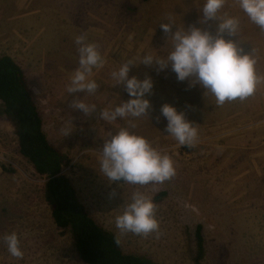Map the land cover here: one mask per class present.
<instances>
[{
	"label": "rangeland",
	"instance_id": "374dc122",
	"mask_svg": "<svg viewBox=\"0 0 264 264\" xmlns=\"http://www.w3.org/2000/svg\"><path fill=\"white\" fill-rule=\"evenodd\" d=\"M50 2L32 0L31 10L16 12L19 18L0 19V57H11L22 69L48 142L70 160L61 174L90 216L115 234V217L133 193L140 192L153 198L162 234L157 239L154 233L148 237L128 233L120 246L124 253L154 264H196L194 232L200 225L204 256L198 264H264V66L255 65L254 94L218 105L199 84L178 80L170 64L160 70L155 62H142L145 53L166 57L172 50L171 34L166 37L160 28L167 18L175 22L173 32L196 25L215 34L220 22L236 17L239 35L253 41L260 51L255 58L260 60L264 31L249 20L237 0H225L217 19L206 23L204 0ZM82 33L98 45L104 61L88 74L98 84L94 93L70 91L71 77L79 68L74 38ZM129 59L135 61L129 78L152 81L144 97L151 106L138 118L104 119L102 111L112 112L132 98L124 83L118 84L111 75ZM73 100L88 105L89 113L74 108ZM164 104L183 112L197 128L194 147L181 146L166 131ZM2 117L0 264H84L70 234L51 218L44 198L45 177L19 153L13 123ZM121 127L170 155L175 175L147 185L109 181L100 172V154L105 140ZM12 231L20 238L23 259L12 257L3 241Z\"/></svg>",
	"mask_w": 264,
	"mask_h": 264
},
{
	"label": "clouds",
	"instance_id": "9594fccd",
	"mask_svg": "<svg viewBox=\"0 0 264 264\" xmlns=\"http://www.w3.org/2000/svg\"><path fill=\"white\" fill-rule=\"evenodd\" d=\"M237 2L249 20L264 31V0ZM224 4L225 0H204L202 22L216 20L217 13ZM166 21L167 23H160V28L166 37L171 34L172 50L166 57L145 53L142 58L145 65L155 62L163 70L170 64L178 80H190L191 84H199L215 96L218 105L236 99L244 100L254 93L258 83L256 60L232 39L226 38V35L231 37L237 33L240 23L238 18L224 19L219 23L215 34L196 25L177 28L173 32L175 22L171 18ZM74 43L79 54V68L71 77L70 91L86 90L94 93L98 84L94 79L89 80L88 74L103 64V57L98 51V45L90 42L86 33L76 35ZM134 63V60L129 59L111 73L118 84L124 83L125 91L132 98L116 106L112 112L102 111V118L116 120L118 117L138 118L146 115L151 105L144 97L150 93L153 85L150 78L142 81L135 76L129 78L130 66ZM72 106L85 114L90 111L88 105L78 100H73ZM161 114L167 120L166 131L181 146L194 147L197 128L185 118V114L169 104L161 107ZM99 164L100 172L111 182L147 185L164 183L175 175L171 156L161 153L144 136L129 131L127 127H121L105 140ZM114 196L115 192L111 193L110 199ZM156 211L157 206L151 196L133 193L131 202L115 217L117 232L113 236L114 244L122 246L123 237L128 233L143 237L154 233L158 239L162 233ZM3 241L12 257L23 259L21 241L15 231L4 234Z\"/></svg>",
	"mask_w": 264,
	"mask_h": 264
},
{
	"label": "trees",
	"instance_id": "16d2710c",
	"mask_svg": "<svg viewBox=\"0 0 264 264\" xmlns=\"http://www.w3.org/2000/svg\"><path fill=\"white\" fill-rule=\"evenodd\" d=\"M0 102L1 113L13 123L19 153L45 177L44 198L51 218L70 234L79 260L84 264H154L146 257L124 253L114 244V234L98 225L79 202L69 179L61 174L70 160L48 142L22 69L7 55L0 57ZM201 230L198 225L194 232L196 264L204 256Z\"/></svg>",
	"mask_w": 264,
	"mask_h": 264
},
{
	"label": "crops",
	"instance_id": "0c3cea01",
	"mask_svg": "<svg viewBox=\"0 0 264 264\" xmlns=\"http://www.w3.org/2000/svg\"><path fill=\"white\" fill-rule=\"evenodd\" d=\"M60 1L63 2L64 0H60ZM51 2H52V0H51ZM31 3H32V0H0V19L1 18H7V19L8 18H15V19L19 18L20 15H18L16 12L22 13V12H27V11L31 10V8H32V7H30ZM13 11H15V12H13ZM32 11H33V9H32ZM33 12H36V11L34 10ZM8 13H14V14L12 15V14H8ZM9 16H11V17H9ZM220 16H222V15L220 14ZM238 31L235 34V36L226 37V38L232 39L237 44L238 47H241L244 49L245 53H250L253 56V58L256 60V64L264 66V61L262 60V59H264V57H261L262 61L260 60V57H259V59L255 58L256 51L260 52V51H258L259 49L258 48L256 49L252 40H249L247 42L246 39L243 38V36L239 35ZM257 55L260 56L259 53H257ZM260 61L262 63H260ZM255 94H259V93H255ZM0 105H1V102H0ZM0 114H1L0 115V129H2L3 124L1 123V120L3 118L2 117L3 114L1 113V106H0ZM4 133L5 132L3 130H0V138L4 137Z\"/></svg>",
	"mask_w": 264,
	"mask_h": 264
}]
</instances>
